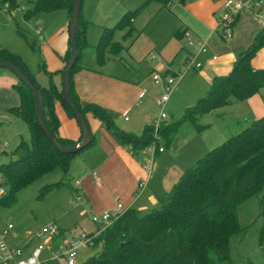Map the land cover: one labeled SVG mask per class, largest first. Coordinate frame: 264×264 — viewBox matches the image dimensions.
Returning a JSON list of instances; mask_svg holds the SVG:
<instances>
[{"label":"trees","instance_id":"trees-1","mask_svg":"<svg viewBox=\"0 0 264 264\" xmlns=\"http://www.w3.org/2000/svg\"><path fill=\"white\" fill-rule=\"evenodd\" d=\"M174 1L146 0L134 12L125 13L113 28H104L93 48L97 67L102 68L109 56L120 55L123 46L114 41V34L124 31L123 40L130 38L134 31L132 20L143 7L151 2L165 7ZM3 3L8 4L9 10L17 8L15 0H4ZM72 3L73 0H27L31 9L24 12L23 18L30 21L38 14L65 11L70 19ZM81 19L80 11L76 35L79 55L70 76V99L86 120L87 116L98 120L114 133L120 145L137 154L151 144L154 138L151 128L146 126L141 136L125 133L115 126L108 112L94 104L82 106L75 94L74 76L83 69L80 63L84 51L89 48L86 24ZM180 34V31L176 34L178 39ZM263 46L262 30L249 48L238 55L232 71L215 78L209 93L186 110L184 122L190 123L197 134L208 128L199 123L203 116L233 102L246 101L264 88V69H254L251 65V60ZM69 55L70 49L64 59V69ZM0 61L14 64L41 93L44 120L57 143L63 147L77 146L79 143L61 139L58 134L56 102L63 106L70 118L76 119L62 100L61 90L54 82L55 74L48 72L43 65L41 71L48 84L42 86L18 55L0 48ZM64 69L60 73L61 78ZM15 81L13 88L20 103L8 113L27 124L30 139L29 142L21 140L14 152L15 158L0 165V188H7V194L0 198V202L5 206L14 204L17 194L38 179L49 174H68L72 159L94 143L92 136L88 147L77 154L56 151L37 123L35 101L30 89L16 78ZM179 127V123H163L158 133L164 146L172 144ZM64 186L69 187L61 181L46 185L39 198ZM263 188L264 116L227 138L185 171L172 190L160 197L159 209L146 213L127 209L95 239L101 248L83 264H236L232 250L243 241L248 230L240 222L239 209L251 200L257 201L262 223L259 243L263 240L264 196L260 197ZM74 194L75 197L79 195L77 191Z\"/></svg>","mask_w":264,"mask_h":264},{"label":"crops","instance_id":"crops-1","mask_svg":"<svg viewBox=\"0 0 264 264\" xmlns=\"http://www.w3.org/2000/svg\"><path fill=\"white\" fill-rule=\"evenodd\" d=\"M138 7L130 10H136ZM160 11L167 13L170 18L168 19L166 16L159 24L165 35L162 34L156 41H148L143 31L138 32L135 29L136 24L133 19V35L126 40L122 38V41L118 42L123 46L122 53L117 57L109 56L102 68L97 67L93 50H90L92 47L87 42L90 28L93 29L96 22L88 18L87 15H81V20L86 24V42L89 48L84 51L80 63L83 69L74 76L75 94L82 106L94 104L108 112L118 129L119 126L116 122L122 118L126 124H129L128 127L121 128L122 131L136 136H141L147 124L159 115L154 117L155 115L146 114L142 109V101L146 95L147 99L152 97L156 100L163 92V84L156 85L153 83L152 74H159L162 77L165 75L179 76L180 80L177 87L180 81L185 80L187 76H194L193 79L189 78L187 82L192 83L193 87H197L199 95L208 94L214 79L228 75L232 71L238 55L245 52L261 32L254 14L245 12L235 17L231 36L224 38L218 30V20L223 14V0H175L165 7L161 6ZM42 15L45 17L39 20L41 23L37 22L38 28L34 32L37 38H33V44L29 47L33 51L38 46L36 43L39 44L37 48L43 63L40 64L42 66L38 65V74L42 75V79H46L41 71L44 65L48 72L55 74L54 82L61 88L60 73L64 69V59L70 49V19L65 11ZM10 16V12H6L5 17L0 15V22L5 32L0 36V48L19 56V52L12 48L11 43L17 41L18 36H23L24 39L26 37L18 30L13 31ZM36 17L38 16L36 15ZM56 22H59L57 25L59 27L51 32ZM107 27H100L98 40L102 30ZM179 31L181 34L178 39L176 34ZM121 33L124 35V31ZM186 34H190L194 40L204 41L207 44V52L196 57V61L201 63L202 67L188 72L183 70L185 60L196 54L195 49L187 45ZM214 56L217 57L215 61L212 60ZM263 56L264 50L254 59V69L264 68ZM20 57L27 65L23 56ZM146 57L150 58L149 63ZM107 65L110 66V70H113L112 72L106 69ZM31 73L34 75L32 71ZM15 83V78L10 72L0 71V123H2L0 134L2 136L8 125L14 120H19V118H14L8 113L9 109L17 107L20 103V98L13 88ZM177 87L172 94L177 91ZM146 89L150 91L143 93V90ZM256 96L243 102H233L227 107L212 111L208 116L214 112L236 106L237 109H246L247 112L243 113H248L249 117H252L251 115L254 113L256 119L262 118L264 106L261 105V108L257 109L258 101L256 100L258 99ZM170 99L166 105L170 103ZM155 106L158 107L156 101ZM55 113L59 122V137L80 144L81 129L77 122L69 117L59 102L55 104ZM129 114L130 117H128ZM225 114L219 116H225ZM131 117L134 118L133 122ZM165 122L169 123L167 120ZM87 123L94 137V143L82 153L77 167H72L73 172L78 174L72 189L73 192L79 193L85 206V210L80 211L82 216L85 214L100 215L103 212L111 211L117 203L122 204L126 210L133 209L140 213L149 212L151 207L157 205L160 197L169 193L187 171L188 166L185 167L183 162H178L181 150L189 146L193 140L194 146L192 148L197 154L205 153L209 147H212L209 146L210 144H205L201 139V134H204V131L200 134L191 131L187 138L176 142L177 133L168 153H166L168 150H163L162 153L156 152L151 158L145 149L134 154L129 147L120 145L114 133L91 116H87ZM218 139L222 140L223 135ZM216 142L217 138L213 143ZM175 144H177L176 147ZM7 146H9L8 143H3L4 148ZM195 156L197 155L192 157ZM149 160L152 161V164L147 168L146 163ZM97 179L98 183H96ZM141 182L146 183L142 190L139 189ZM90 224L93 228L84 229V227L74 226L69 231V237L65 236L64 231H60V238L57 240L61 241L58 243L56 240L55 246L59 249L64 240L75 236L80 230L89 234L96 232L98 227L92 222ZM4 228L0 227V229ZM12 231L7 236V241L12 246H22L30 235V232L26 231L14 232V227ZM263 244L264 237L261 243L258 240L257 255L248 264H264ZM88 250H81L80 253ZM45 254L49 257H44ZM49 261H54L52 254L45 251L41 264H46ZM55 261H58L59 264H65L61 260Z\"/></svg>","mask_w":264,"mask_h":264},{"label":"rangeland","instance_id":"rangeland-1","mask_svg":"<svg viewBox=\"0 0 264 264\" xmlns=\"http://www.w3.org/2000/svg\"><path fill=\"white\" fill-rule=\"evenodd\" d=\"M145 1L146 0H82L81 15H87L88 18L96 22L95 25H93V29L90 28V33L87 36V42L89 46L92 47L90 50L92 51L93 47L98 43V34L100 32L101 26L113 28L125 13L134 12L135 10L130 9H134L137 6H142ZM3 2L4 0H0V15L5 17L6 12H10V21L12 22L13 31L18 30V32L26 37V39H24L23 36H18L17 41L11 43V46H13L12 48L19 52V57L23 56V59L29 66L28 68H30L29 70L34 73L36 81L42 86H47V79H42V75H39V72L37 71L39 69L38 65L43 63L40 51L37 48L39 44L36 43L38 46L34 48L33 51L32 48L30 49L29 47L33 44V38H37L34 33L38 28L37 22L43 19L45 16L38 14V17L35 16L30 21H25L23 14L26 10L31 9V7L27 5V0H15L17 8L14 10H9L8 4L5 6ZM160 9V4L151 2L143 7L134 18L136 24L135 29L138 32L143 31L148 41H156L157 38H160L162 34L165 35V32L162 31L159 24L162 22V19H165L166 16L168 19L170 18L167 13L161 12ZM57 25H59V22L54 24L51 32L53 30L55 31L59 27ZM55 26L57 27L55 28ZM3 34H5V32L3 31L2 23L0 22V36ZM122 38L123 34L121 32H116L114 34L115 42L122 41ZM263 50L264 46L251 60L252 67H254V59ZM146 58L148 60L146 61L149 63L150 58ZM106 69L111 72L113 71L110 70L111 68L109 65H107ZM0 71L7 70L0 69ZM189 78L193 79L194 76H187L185 80L180 81L177 91L171 96L170 103L164 107V112L167 116L166 120L170 124L179 123L180 127L176 142L184 140L187 138L189 132L195 131L190 123L184 122L185 112L188 108L194 107L200 99L207 95L206 93L199 95L197 93L199 92L197 87H193L194 85H192V83L187 82ZM143 91L148 92L150 90L146 89ZM161 94L156 98V100L152 99V97L147 99L146 95V98H144L142 101V109L146 114L153 116L155 115L154 117L159 114L161 109L155 106V101L160 98ZM256 97L258 99L256 100L258 101L257 109H260L261 105L264 106V88L257 94ZM243 112H247V110L244 108L237 109L236 106H234L224 111L214 112L209 116H203L199 123L203 126H208V129L204 131V134H201V139L205 144H210L209 146L212 147H209L210 149L208 148V151L205 153L197 154L192 148V146H194L193 140V142L189 143V146L181 150L179 153L178 162H183L185 167L188 166L187 170L194 167L197 161L203 158L209 151L221 145L222 142H224L227 138L240 132L243 128L247 127L254 120H256L254 113H252V117H249L248 113ZM224 113H226L225 116H219L223 115ZM128 117H130V114ZM131 120L133 122L134 118L132 119L131 117ZM116 124H118L119 129L129 126V124H126L122 118L118 119ZM221 135H223L222 140L218 139L221 137ZM21 138H23L22 140L29 142L30 135L28 126L20 119L14 120L10 125H8L7 129L3 133V136L0 134V165L6 164L15 158L14 152L18 147ZM215 138H217V142L213 143ZM5 142L9 144V146L6 148L3 147V143ZM159 145L163 148V150H168L166 152L168 153L173 144L169 146V148L164 146L163 140H160ZM176 145L177 144H175V147ZM195 154L197 156L192 157ZM81 155L83 154L81 153L72 159L68 174H49L38 179L28 188L19 192L16 196V202L10 206H5L0 202V227H6L10 224L14 227V232L26 231L32 234L49 223H55L61 232L64 231L66 237H69V231L72 230L74 226H80L82 228L84 227V229L88 227L93 228L92 224H90L91 215H80V211H82L85 206L83 200L79 202L74 200L75 192H73L74 190L72 189L75 180L78 178V174L73 172L72 167L77 165L81 159L80 157H82ZM197 157L198 159H196ZM60 181L63 183V185L67 184L69 187L64 186L55 189L45 194L42 198H39L43 187ZM0 182H2L1 176ZM3 191L4 194L2 197H5L7 194V188H3ZM262 196H264V188L260 197ZM159 207L160 204L158 202L156 206L151 207L150 211L157 210ZM239 217L241 224L243 226H247L248 230L243 241L232 250V257L236 264H248V262L255 258L258 252L261 219L258 216L257 201L251 200L242 205L239 209ZM59 241L61 240H57L58 243H60ZM100 248V246H97L96 248L89 249L88 251H82L78 258V264H83L87 259L95 256L99 252ZM59 250H63V245L59 247ZM45 256L49 257L47 254H45L44 257ZM46 264L59 263L58 261L54 260L52 262L49 261Z\"/></svg>","mask_w":264,"mask_h":264},{"label":"built area","instance_id":"built-area-1","mask_svg":"<svg viewBox=\"0 0 264 264\" xmlns=\"http://www.w3.org/2000/svg\"><path fill=\"white\" fill-rule=\"evenodd\" d=\"M245 12L253 13L260 29L264 31V0H223V14L218 20V30L224 38L231 36L235 17ZM37 34L39 35V32ZM185 39L187 45L195 49L196 55L185 60L183 70L188 72L193 69H200L202 65L196 61V57L207 52V44L204 41L194 40L190 34H186ZM216 59L215 56L212 58L213 61ZM151 79L156 85L163 84L164 86L160 98L156 101V105L161 109L160 113L156 119L147 124V127L152 129L154 138L145 150L153 158L156 152H163V148L159 146L161 137L158 132L167 119L164 107L175 91L180 78L179 76L165 75V77H162L159 74H152ZM151 164V160L147 161L146 167L149 168ZM96 183H98V179ZM145 186L146 183L141 182L139 189L142 190ZM3 194L4 191L1 187L0 198ZM74 200L79 202L81 200L80 195L75 197ZM125 211L123 205L117 203L111 211L103 212L100 215H92L91 222L98 227V230L94 234L82 230L78 231L75 236L64 240L62 251L55 246L56 240L60 238L61 234L55 223H49L35 233L30 234L22 246H12L8 243L7 236L13 230V226L9 224L4 229H0V264H41L45 251L51 252L53 260H63L65 264H77L80 251L100 246L99 243L96 244L95 239ZM32 244L33 246H31Z\"/></svg>","mask_w":264,"mask_h":264},{"label":"water","instance_id":"water-1","mask_svg":"<svg viewBox=\"0 0 264 264\" xmlns=\"http://www.w3.org/2000/svg\"><path fill=\"white\" fill-rule=\"evenodd\" d=\"M81 5H82V0H73L71 14H70V21H69L70 55H69L68 63L62 75L61 88H60L63 102L66 104L69 111L73 114L74 118L78 122L80 129L82 131V140L80 144H78L75 147H63L57 143L53 135L49 132L44 120L43 101H42L41 93L14 64L8 61H0V69L7 70L19 82H21L24 86L30 89L35 101L37 123L41 128L43 134L46 136L48 141L53 146V148L61 154H77L79 151L88 147V145L91 143V137H92L91 130L87 123V120L77 110V108L75 107L69 96L70 76H71L72 68L74 67L79 55L77 42H76V35L79 27V15L81 11Z\"/></svg>","mask_w":264,"mask_h":264}]
</instances>
